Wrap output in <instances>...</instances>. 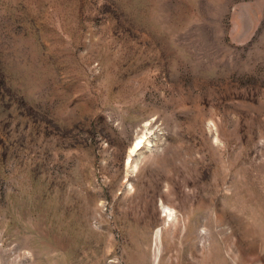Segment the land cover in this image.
Wrapping results in <instances>:
<instances>
[{"label": "rangeland", "instance_id": "rangeland-1", "mask_svg": "<svg viewBox=\"0 0 264 264\" xmlns=\"http://www.w3.org/2000/svg\"><path fill=\"white\" fill-rule=\"evenodd\" d=\"M0 264H264V0H0Z\"/></svg>", "mask_w": 264, "mask_h": 264}, {"label": "bare ground", "instance_id": "bare-ground-1", "mask_svg": "<svg viewBox=\"0 0 264 264\" xmlns=\"http://www.w3.org/2000/svg\"><path fill=\"white\" fill-rule=\"evenodd\" d=\"M144 140V139H143ZM142 139H138L133 143V147L131 148V153L129 158H131L133 156V154L137 153L139 150H141L140 148L142 147L144 141ZM149 144V142H147ZM128 166L129 164V160L127 162ZM165 215L170 219L173 216V212L172 210L165 208Z\"/></svg>", "mask_w": 264, "mask_h": 264}]
</instances>
